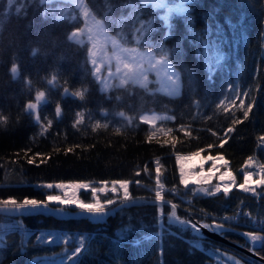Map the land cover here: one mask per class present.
<instances>
[{"label": "trees", "instance_id": "16d2710c", "mask_svg": "<svg viewBox=\"0 0 264 264\" xmlns=\"http://www.w3.org/2000/svg\"><path fill=\"white\" fill-rule=\"evenodd\" d=\"M84 2L92 16L103 22V30L123 45L160 56L157 46L163 43L169 50L167 59L179 73L180 92L168 95L154 83L111 85L102 91L93 76L88 43L69 39L70 32L82 25L77 9L64 0H15L12 5L0 0V204L10 198L17 203L25 198L46 202L47 195L55 192L46 187L49 183L53 187L59 183L98 186L119 180L131 182L129 193L134 199L151 201L156 199L158 160L161 195L177 205L180 218L210 220L205 215H230L242 208L264 223V185L255 194L237 188L249 157L264 165V145L258 140L264 136L262 0H191L189 14L170 16L167 24L172 34L167 40L163 37L168 28L149 4L141 5L139 0ZM63 7L70 8L60 13ZM141 20L150 22L153 30L137 44ZM206 29L211 30L210 36ZM192 32L210 41L208 47ZM218 51L224 53L219 63L211 57ZM14 64L16 79L10 71ZM54 75L56 80L50 85ZM64 88L70 93L87 91L81 100L64 96ZM237 91L245 106L255 99L247 120L239 109L240 99L233 104ZM38 92L44 93L43 100L30 114L25 106L36 102ZM57 104L62 109L59 118ZM78 112L83 114L79 124ZM146 113L166 117L150 126L140 119ZM233 119L242 122L233 125ZM230 127L233 131L225 135ZM196 152L222 155L228 161L235 186L227 194H194L191 186L180 183L176 157ZM78 197L89 200L83 189ZM160 206L122 207L103 224L83 218L0 214V264H35L72 253L74 259L78 257L77 264H207L226 252L244 264H264L200 238L188 227L169 224V208L163 204L161 213ZM229 227L224 237L249 248L237 233L248 229ZM254 232L264 236V225ZM81 240L87 250L74 255ZM254 251L264 258V248Z\"/></svg>", "mask_w": 264, "mask_h": 264}, {"label": "snow or ice", "instance_id": "6c2138e0", "mask_svg": "<svg viewBox=\"0 0 264 264\" xmlns=\"http://www.w3.org/2000/svg\"><path fill=\"white\" fill-rule=\"evenodd\" d=\"M14 2H15V0H7V3L9 5H12ZM40 2L44 3L45 0H40ZM141 2L142 3H148V0H141ZM180 3H181V5L187 4V3H190V0H180ZM165 6L166 5L164 3V0H158V2H156V7H158V8H162ZM133 9H134L133 15H135L136 14L135 13V5H133ZM168 11H169V13L176 12V13L187 15L190 12V8L181 6L179 8H169ZM88 16H89V11L86 9L84 11V17L87 18ZM136 18L138 19V16ZM161 19L165 22V24L168 28V31L165 33V35L163 37V40H167L169 38V36H171V34H172L171 25L167 24L169 17H168V15H165V16L161 17ZM96 24L99 27L103 26L102 21H97ZM152 30L153 29H152L150 22H148V23L141 22V27L136 29V32H138L140 35H139V37L135 38V42L137 44H139L140 41L143 39L144 35L147 32H150ZM84 32H85L84 28L76 29L75 31H73L70 34L69 39L82 45L83 41L80 40L79 38L84 34ZM88 33H89L88 40L92 41L93 36L91 34L92 33L91 28L88 29ZM205 34L210 36L211 30L206 29ZM191 35L201 39V41L204 43V46L206 48L208 47L210 41L203 40V37H201L200 34L195 33V32H192ZM121 39H123V37H121ZM144 43L147 44L148 41H144ZM115 44H116V41H113L114 46H115ZM95 49H96V44L93 42L91 47L88 49V56L90 58V63L93 66V76L97 79L98 82L102 83L103 78L101 77V67L97 63V59H96L97 53H96ZM124 51L135 54L138 52V49L137 48H131V49H124ZM157 51L159 52L161 59L156 60L155 64H164L167 61L169 50L164 47L163 43H160L157 46ZM35 54H36V50L34 49L33 55H35ZM149 55H151V54H149ZM198 55H199V51H198ZM223 58H224V53L222 51H218V54L216 56V62L219 63L220 60H222ZM117 59L120 63H123L125 69H129L131 64L135 63L137 61V56L131 55L130 62H124V60L120 57H118ZM10 71H11V74L13 76V79H16L18 76V71H17V67L15 66V64L12 66ZM120 72H121V69L119 66H117L116 73H120ZM112 75H113V73L111 72V69H109V76H112ZM173 76L175 77L174 83L178 84L179 73H173ZM209 79L211 80V76L209 77ZM55 80H56V77L54 75L52 77V80L48 81V83L50 85H52V84H54ZM147 80H148V76L143 74V73L138 74V73H135L132 71H125L122 75L121 86L127 85L129 82L141 83V81H147ZM27 83H30V82H27ZM86 91H87V89L85 88L83 90H78V91L70 93L67 88H64L63 95L64 96H71L73 98H79V99L83 100ZM243 95H244V97H247L248 92L247 91L244 92ZM42 97H44V93L38 92L36 95L37 103L28 102L25 106V111L29 112L30 114L32 112H35L38 109V105H39V102H40ZM236 99H240L239 109L243 110V118H244V120H247L249 118V114L252 113L253 108L255 106V99L253 98L251 100V102L248 103L247 106H245L244 100L240 98V92H238V91L236 92L235 98L233 100V104H235ZM61 112H62L61 106L59 104H57L55 107V115L57 118H59L61 116ZM120 115L123 116V113H120ZM77 117H78V119L76 120V123L79 124L81 122V120L83 119V114L78 112ZM39 119H40L39 115L36 114L35 120L37 122H39ZM142 119H144V118H142ZM240 122H242V121H240L238 119H233V121H232L233 125L240 123ZM51 123H52L51 121H48L49 125H51ZM96 126L100 127L101 125L99 123H97ZM103 126L107 127V124H105ZM232 131H233V128H231V127L228 128L225 135H227V133H231ZM258 140L262 144H264V136L258 137ZM226 142L227 141L224 140L221 143V147H223V143H226ZM209 147H211V146H209ZM69 151H71V149H69ZM193 155H199V153H194ZM219 158L223 159V157H219ZM208 159H214V158L209 156ZM251 160H252V157H249V161H251ZM28 162L32 163L33 161L29 160ZM156 164H157V167H156V173H157L156 183L159 187H163V185L160 184V176H159L160 166H159L158 160L156 161ZM213 168H215V164H213ZM137 175H139V173H137ZM259 175H260V179L257 181V183L264 184V165L260 166ZM179 176H180V183L182 185H184L185 188H187L189 181L185 177L183 167L180 168ZM252 176H253L252 172L245 173L244 174V183L239 186L241 189H243L246 192H248V191L254 192L255 191L254 188L247 187L249 180L251 179ZM208 179H211V177H208ZM220 179L221 180L224 179L223 175H221ZM234 181H235V178L233 177V184H234ZM101 183L103 185L102 187L91 188V192L93 193V195L91 197L92 202H84V201L80 200L79 198L71 199V198H67V197L62 200L60 196H51V195L47 196L46 200L47 201H59L61 207L58 209H55L57 214L63 213L65 211L63 205H69V206H78L80 211L77 214L84 215V216H91L92 218H95V219H102L104 216L111 214V209L109 208V206L116 204L117 201L115 199H107L104 202H101V200L95 194L98 192L99 193H106L108 191H111V193L116 194L118 191V188H117V185H118L119 189L123 190V196L120 200L121 206L129 204V203H131L133 205L136 204V201L134 200V198L129 193V184L131 183L130 181H128V180L113 181L112 187L110 189L108 188V182L104 181ZM136 183L139 184L140 182L136 181ZM70 186L77 188V189H85V190H88V188H89V185L85 184V183H76L73 185H66L63 183H59V184L55 185V187L57 189H66ZM232 186L233 185H225L223 187V192L225 194H227ZM46 187L51 189V188H53V184L49 183L46 185ZM202 191H203L204 195L212 196V195H215V193H218L221 191V186L219 184H217L215 186V191H209L208 189H203ZM155 195H156V200L161 202L160 208H161V213H162L164 197L161 195V192L159 190L156 191ZM2 203L4 206H8L9 204H11V209L9 210V212L13 216L15 214H19L20 216L30 215L33 213L43 214V212L47 209V203L46 202L38 201L36 199H29V198H25L22 203H17L15 201V199H11V198L9 200H4ZM170 208H171V212H170V215L168 217V223L169 224L179 223L180 225H182L184 227H189L197 235L201 234V229H208L209 231L214 232L218 235L223 233V232L230 231V229H225V226H224V223L228 222L231 219L230 217H224V222H221V223H216L215 220H213L212 224H208V223L201 224L199 222H192L191 220H187V219L182 220L177 215V205L176 204H174V203L171 204ZM69 210H71V209H69ZM125 234H126L125 231L122 230L121 236H124ZM241 235H243L245 237V239L248 241V243L250 245V250H254L256 248H264V236L258 235L256 232L242 233ZM40 242H43V240H40ZM2 244H3V241L0 240V245H2ZM82 249H85V245L83 243V240H81L79 247L75 248L74 255L80 254ZM85 250H87V249H85ZM162 251L163 250L161 249V254H162ZM257 254H259V253H257ZM65 259L70 260L72 262V264H77L78 257L76 259H74L73 256H66ZM236 264H239V262H236Z\"/></svg>", "mask_w": 264, "mask_h": 264}, {"label": "rangeland", "instance_id": "374dc122", "mask_svg": "<svg viewBox=\"0 0 264 264\" xmlns=\"http://www.w3.org/2000/svg\"><path fill=\"white\" fill-rule=\"evenodd\" d=\"M46 1H50V0H45V2ZM64 1H68L73 8L77 9L78 14L82 18V25L76 29L84 28L85 32L79 39L82 40L83 42H87L89 45V48L91 47L93 42L96 44V49H95L97 53L96 59H97L98 65L101 67V77L103 78V82L102 83L99 82V86L102 91H105V89L108 90V88L111 85H121V79H122L123 73L125 71H132L138 74L143 73L148 76L147 81H141V83H133V84H137L140 86H148L150 83H154V85L156 86V89H158L159 91L163 93H166L168 95L179 94L180 77H179L178 84L174 83L175 77L173 76V73H178V72L173 67V65L170 63L168 59L164 64H155V61L160 60L161 56L156 55L153 51L149 49H139L137 46L123 45L116 37L106 33L102 27H99L96 24L98 20L94 18L90 12H89V16L85 18L84 11L86 9L88 10V8L84 0H64ZM139 2L141 5L149 4L152 7V9L156 10V12L158 13L160 17L168 15L169 18L172 14L176 13V12L169 13L168 11L169 8H179L181 6L188 7V3L181 5L180 0H173L171 2H169L168 0H164V3L166 6L162 8L156 7V2H158V0H148V3H142L141 0H139ZM69 8L63 7V8H60L59 11L60 13H65L67 9ZM141 22H144V21L142 20L139 21L137 28L141 27ZM168 22H169V19L167 23ZM145 23H148V22L145 21ZM89 28L92 29V33H91L93 36L92 41L88 40V35H89L88 29ZM76 29L72 30L70 34ZM139 35L140 34L136 32L135 38L139 37ZM113 41H116L115 46L113 45ZM262 47L264 51V36H263ZM131 48H137L138 52L135 54H132L130 52L124 51V49H131ZM131 55H136L137 61L135 63H132L129 69H125L123 63H120L117 58L120 57L124 60V62H130ZM216 56L217 54L215 53L211 54V57H216ZM89 61H90V58H89ZM117 66H119L121 69L120 73H116ZM109 69H111V72L113 73L112 76H109ZM129 83H132V82H129ZM233 97L235 98V94L233 95ZM41 100H43V97L41 98ZM165 117H166L165 115H160L158 113H148V114H143L141 116V119L144 118L142 119V121L146 122L150 126H155L158 120H160L161 118H165ZM196 153H199V155H193L194 153H188V154H181L176 157L178 173L180 171V168L183 167L185 177L189 181L188 186L192 187L194 194L204 195L202 191L203 189H208L209 191H215V186L217 184L221 186L220 192H223V187L225 185H233L231 188L235 186V181L233 184V175L228 169V161L222 155L213 156L210 154H203L200 152H196ZM209 156L213 157L214 159H208ZM219 157H223V159H220ZM213 164H215V168H213ZM260 164H262L261 161H259L257 158L254 157L251 161H248L247 163H245L243 167V182L241 184L244 183V174L247 172H252L253 176L249 180L247 187L254 188L255 191L246 192L239 187L241 184H239L237 188H239L243 192L255 194L256 189L264 185V184L257 183V181L260 179V175H259L260 166H261ZM221 175H223L224 177L223 180L220 179ZM208 177H211V179H208ZM66 185H72V184H66ZM102 186H103L102 184L98 186L89 185L88 190L83 189L85 192H88L89 200L87 201L82 200V201L92 202L91 197L93 193L91 192V188H99ZM111 187H112V184L108 185L109 189ZM117 188H118V191L116 194H113L111 193V191H108L106 193L98 192L95 195L101 200V202H104L105 200L109 199L111 196L113 198H110V199H114L115 196L122 198L123 190L119 189L118 185H117ZM53 189L55 192L49 195L60 196L62 200L65 199L66 197L71 198V199L79 198L78 192L79 190H81V189H77L71 186L66 189H57L54 186ZM158 189H160V187L157 185V190ZM46 203H49L52 205H60L59 201H47L46 200ZM63 207L64 209H68L72 207L79 209L78 206L63 205ZM226 226L228 228H231L229 227L230 225H226ZM72 254L59 255L56 258L52 259L51 261L38 260L35 264H48L50 262L62 263L63 261L66 260L65 259L66 256H71ZM221 255L222 256L220 257L217 256L218 260H213L212 262H208L207 264H236V262H239V264H244L242 260L238 259L236 256H234L231 253L226 252L225 254H221Z\"/></svg>", "mask_w": 264, "mask_h": 264}, {"label": "water", "instance_id": "95a60500", "mask_svg": "<svg viewBox=\"0 0 264 264\" xmlns=\"http://www.w3.org/2000/svg\"><path fill=\"white\" fill-rule=\"evenodd\" d=\"M262 7H263V13H264V0H262ZM134 200L136 201V204H134V205L142 204V203L161 204V202L157 201L156 199H152L151 201H146V200L141 199V198H136ZM163 204L167 205L168 208H169V213H168V217H169L170 212H171L170 205L173 204V203L170 202V201L164 200ZM130 205H133V204L129 203V204L121 206L120 202H118L116 205H114L112 207H109L111 209V214L104 216L102 219H95V218H92L91 216H84V215L77 214V213H79L80 210L79 209H74V207L69 208L71 210L65 209V211L63 213L57 214L55 209H58L61 206L60 205H52V204H49V203H47V209L43 212V214L33 213V214H30V215H44V216L50 215V216H53L55 218H66V217H69V218H83V219H86V220H88L89 222H91L93 224H103V223L106 222L107 218L114 216V213L117 210L121 209L122 207H127V206H130ZM10 209H11V205L4 206L3 204H0V214L13 216L9 212ZM19 216H20L19 214H15L13 217H19ZM23 216H29V215H23ZM168 217H167V221H168ZM182 220H184V219H182ZM193 222H195V220ZM172 224L182 226L179 223H172ZM182 227H184V226H182ZM189 229H191V228H189ZM225 229H230V228L225 226ZM191 232L194 235H197L192 229H191ZM248 232H251V231H244V230L237 231L238 235H240L247 243H248V241L241 234L242 233H248ZM223 233L218 235V234H216L214 232L209 231L208 229H201V234H199L197 236L200 237V238H203V239L212 240V241H216V242L222 243V244H224L226 246L231 247L234 250H237V251L243 253L244 255H246V256H248V257H250L252 259H255L257 261H260V262L264 263V258L259 256L254 250H250V245H249V248H246V247H243V246H241L239 244L231 242V241L227 240L224 237Z\"/></svg>", "mask_w": 264, "mask_h": 264}, {"label": "built area", "instance_id": "2783aa9c", "mask_svg": "<svg viewBox=\"0 0 264 264\" xmlns=\"http://www.w3.org/2000/svg\"><path fill=\"white\" fill-rule=\"evenodd\" d=\"M163 187H160L159 190H162ZM205 217H210V220L200 219L196 220L197 222L203 223H210L215 220L217 223L224 222V217H230L231 219L228 222H225L224 225H238L245 229L251 231L261 230L263 228V221L258 219L255 216H251L249 210L238 208L233 214L226 215H205ZM190 220V219H189Z\"/></svg>", "mask_w": 264, "mask_h": 264}, {"label": "bare ground", "instance_id": "6f19581e", "mask_svg": "<svg viewBox=\"0 0 264 264\" xmlns=\"http://www.w3.org/2000/svg\"><path fill=\"white\" fill-rule=\"evenodd\" d=\"M74 209H77V208H74ZM192 221H194V220H192ZM227 227V226H226Z\"/></svg>", "mask_w": 264, "mask_h": 264}, {"label": "crops", "instance_id": "0c3cea01", "mask_svg": "<svg viewBox=\"0 0 264 264\" xmlns=\"http://www.w3.org/2000/svg\"><path fill=\"white\" fill-rule=\"evenodd\" d=\"M93 67V66H92ZM109 89V88H108Z\"/></svg>", "mask_w": 264, "mask_h": 264}]
</instances>
